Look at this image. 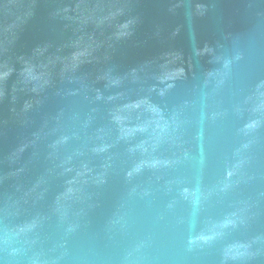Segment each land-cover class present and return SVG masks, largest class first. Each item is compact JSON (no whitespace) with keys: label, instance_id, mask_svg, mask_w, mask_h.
Returning a JSON list of instances; mask_svg holds the SVG:
<instances>
[{"label":"water","instance_id":"1","mask_svg":"<svg viewBox=\"0 0 264 264\" xmlns=\"http://www.w3.org/2000/svg\"><path fill=\"white\" fill-rule=\"evenodd\" d=\"M0 264H264V0H0Z\"/></svg>","mask_w":264,"mask_h":264}]
</instances>
